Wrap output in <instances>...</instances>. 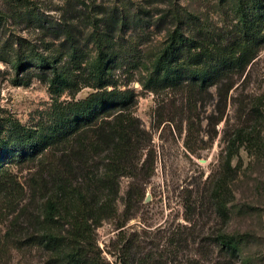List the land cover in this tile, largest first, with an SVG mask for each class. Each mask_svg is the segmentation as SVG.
I'll return each instance as SVG.
<instances>
[{"label": "rangeland", "instance_id": "rangeland-1", "mask_svg": "<svg viewBox=\"0 0 264 264\" xmlns=\"http://www.w3.org/2000/svg\"><path fill=\"white\" fill-rule=\"evenodd\" d=\"M29 1L32 5L22 7L0 0V114L33 126L57 98L46 83L32 76V71L23 73L30 77L26 84L14 85L16 74L7 53L23 41L39 54L56 58L69 45L62 34L40 31L47 24L37 22L31 12L43 14L53 29L65 22L75 26V46L89 57L94 55V43L89 35L92 26L80 19L86 12L84 5L76 0ZM82 1L88 6L87 13L104 16L112 10L122 12L127 19L122 47L127 45L126 40H139L137 36L143 34L139 50L145 59L161 48L166 30L175 25L170 21L172 16H180L182 9L197 14L213 28H220L225 21L215 7L216 0ZM7 7L13 10L12 16L4 15ZM141 73L134 69L118 73L120 88L134 91L132 112L144 132V150L136 153L139 181L134 183L126 177L119 180L115 217L103 220L95 231L102 256L119 264L114 254L130 239L145 245L146 251L158 246L169 254L167 259L174 256L168 264H197L200 253L206 261L222 262L227 258L218 242L222 236H229L236 245L231 264H264V115L251 111L257 98L264 96V49L236 80L225 106L211 89V98L206 95L202 106L190 110L187 97L178 93L142 90L137 81ZM90 92L84 87L75 99H83ZM69 98L63 93L59 101ZM221 111L222 120L214 125ZM235 137L239 139L228 151L227 145ZM96 171L76 176L95 210L111 198L107 189L97 191L92 187L102 175V168ZM13 174L22 193L10 204L0 194V264H48L46 255L21 247L20 241L43 232V203L50 191L48 187L42 190V186L36 190L34 180L40 173L35 164L14 168ZM135 184L145 188L143 196L131 189ZM214 193L221 196L220 202ZM117 225L122 228L116 229Z\"/></svg>", "mask_w": 264, "mask_h": 264}, {"label": "trees", "instance_id": "trees-1", "mask_svg": "<svg viewBox=\"0 0 264 264\" xmlns=\"http://www.w3.org/2000/svg\"><path fill=\"white\" fill-rule=\"evenodd\" d=\"M10 1L9 5L22 7L31 4L29 0ZM76 1L86 11L80 19L92 26L89 34L94 43L92 57L75 46L78 42L74 37L75 26L65 22L53 29L43 14L33 10L35 20L47 24L40 31L62 34L69 47L51 58L21 41L17 49L7 53L16 74L14 85L26 84L30 77L23 73L32 71V76L46 83L57 99L33 126L0 114V194L8 204L21 195L22 188L13 169L35 164L40 173L34 180L36 190L42 186V190L48 187L50 191L43 203L44 230L20 241L21 247L37 249L46 255L48 264H115L102 256L103 250L94 238L95 231L103 220L115 217L119 180L126 177L134 183L139 181L136 153L144 150V132L132 112L134 91L120 88L119 74L133 69L142 72L137 80L142 90L178 93L188 98L190 110L202 106L206 95L211 98V89L219 97L218 102L225 106L236 80L253 66L264 49V0H216L215 7L225 18L220 28H213L197 14L182 9L180 16H172L170 21H175V25L166 30L161 48L147 59L139 50L143 34L137 36L139 40H126L127 45L122 47L127 20L122 12L112 10L104 16L87 13L85 2ZM13 13L7 7L4 15ZM84 87L91 92L76 100V94ZM63 93L70 98L59 101ZM251 111L264 115V96L257 98ZM222 117L223 111L214 125ZM238 139L235 137L228 143V151ZM101 156L104 158L99 160ZM232 157L231 152L227 160L230 162ZM99 168L102 175L92 182V187L97 191L107 189L111 198L95 210L77 184L76 176L84 174L85 177ZM152 172L147 175V181ZM133 185L131 189L143 196L145 188ZM220 197L217 196L218 202ZM121 228L116 226L118 230ZM219 243L227 259L206 261L204 254L197 250L201 255L197 264H231L236 245L229 236H222ZM143 246L129 239L114 255L118 256L119 264H168L174 258L167 259L169 254L158 246L147 251Z\"/></svg>", "mask_w": 264, "mask_h": 264}, {"label": "water", "instance_id": "water-1", "mask_svg": "<svg viewBox=\"0 0 264 264\" xmlns=\"http://www.w3.org/2000/svg\"><path fill=\"white\" fill-rule=\"evenodd\" d=\"M148 199V198H147Z\"/></svg>", "mask_w": 264, "mask_h": 264}]
</instances>
